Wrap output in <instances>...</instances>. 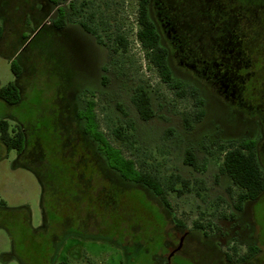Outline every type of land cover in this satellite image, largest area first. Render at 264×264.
I'll return each instance as SVG.
<instances>
[{
  "label": "flooded vegetation",
  "instance_id": "obj_1",
  "mask_svg": "<svg viewBox=\"0 0 264 264\" xmlns=\"http://www.w3.org/2000/svg\"><path fill=\"white\" fill-rule=\"evenodd\" d=\"M16 1L18 5L14 4V0H0V10L4 16H8L5 29L8 24L15 30L31 25L26 27L29 35L12 53V58L20 61L23 68L19 86L21 92L22 80L29 70V63L23 54L27 46L40 35L45 34L61 42L72 39L76 43L71 44V48L84 57L77 68L55 64V72L52 68L50 70L58 79L57 90L65 95L63 97L68 106L67 111L72 112L71 121H63L61 124L64 132L58 141L63 148L59 153L62 162L60 166L70 174L68 178L74 183L72 189L78 194L72 198V225H66L63 220L65 237L72 234L108 240L121 249L127 264L137 261L143 251L148 253L149 257L145 259H150L151 264H264V87H259L257 79L261 77L256 67L260 59L251 53L249 38L239 32L242 14H254V7L250 4L243 7L235 5L234 0H203L204 5L199 12L200 23L197 24L193 20L190 0L185 1L183 19L173 12L174 8L167 7L166 0L149 1V15L160 42L167 50L172 80L164 81L158 69L154 68L161 81L166 84L174 87L176 82H181L177 87L188 86L187 93L190 95L193 93L192 87L199 90L198 104L202 108L196 113V118L200 133L190 143L202 144L205 151L203 157H199V152L191 146L184 150L183 165L194 177L185 178L182 172L172 173L167 183L160 175L153 173L158 184L152 187L119 174L101 149L103 140H108L105 133H87L83 127L84 122L79 117V108L86 103L82 95H90L88 105L93 104L95 108V95L110 91L115 79L110 68V51L115 50V47L109 49L107 41L92 25L91 14H82L84 6H74L71 9L70 2L67 8L65 0ZM3 3L13 6L15 10L7 13L3 9ZM137 3L139 7V0ZM13 14L16 21L12 20ZM3 41L4 39L0 42ZM93 51L102 55V58L96 61ZM124 113L128 115L126 111ZM154 116L145 120L139 115L143 121H150ZM184 122L186 127H192L189 119ZM18 125L28 138L23 125L17 123ZM135 131L136 123L134 143L138 141ZM169 132L172 130L168 129L167 133ZM212 142H216L215 149L208 145ZM134 143H121L122 153L124 154L123 146ZM231 148H242L244 152L255 156L261 183L255 182L245 190L221 171L224 155ZM188 151L195 156L198 166L185 161ZM214 160L218 163L214 181L221 183L223 177H227L231 182L225 188L226 193L231 196L230 210H221L217 215L235 227L233 235L224 234L218 225L208 220L204 222L202 216H205V209L199 204L200 215L192 221L186 218V209L179 210L177 198L181 199L188 194H194L197 199L207 202L206 194L209 190L206 174L210 161ZM142 164L138 166L136 162L137 169L148 171ZM78 170L88 173L92 170L107 179L102 197L90 194V190H94L97 185L77 182ZM223 199L222 195L217 200ZM44 201L43 227L52 228L57 225L55 213L65 216L64 205L61 202L60 206L59 203L51 202L48 206L45 199ZM216 204L212 202L209 206ZM96 217L103 224L92 231L90 223ZM59 237L55 233L48 238L47 253L50 256L46 260L51 264H69L67 261L55 263L54 257L62 242ZM226 237L233 239L227 245ZM79 255L77 253L81 258Z\"/></svg>",
  "mask_w": 264,
  "mask_h": 264
},
{
  "label": "rangeland",
  "instance_id": "obj_2",
  "mask_svg": "<svg viewBox=\"0 0 264 264\" xmlns=\"http://www.w3.org/2000/svg\"><path fill=\"white\" fill-rule=\"evenodd\" d=\"M70 1H73L77 7L84 5L82 14H91L92 25L107 41L110 50L115 47L112 37L116 32L124 33L129 41L127 52L110 51V68L115 78L111 90L95 95L97 118L108 140L120 147L121 142L114 136L113 129L127 119H133L136 123L135 132L138 141L131 146H123L127 157L135 159L138 166L143 163L144 169L160 175L167 183L172 173L182 172L185 178L194 177V174L184 167L182 159L187 146L197 150L199 157L205 154L202 144L190 143V140L193 137L196 139L200 133L196 118V113L202 108L198 104L200 93L197 88L192 87V91L197 94L196 98L187 93L189 87L186 85L182 84V88L173 87L161 81L157 70L150 64L145 56V50L136 39L139 27L137 0H66L67 8ZM166 1L167 7L174 8L173 12L183 19L186 0H177L175 3L174 0ZM233 3L242 7L251 4L254 7V14L251 12L249 16L246 12L242 14L239 32L245 38H249L251 53L260 59L256 67L261 77L257 78L259 79L257 81L259 87H264V0H234ZM253 3L255 5H252ZM14 4L18 5V2L14 0ZM2 5L7 13L15 10L13 6L5 3ZM190 5L193 20L199 24V12L204 5L203 0H190ZM7 19V14L4 16L0 10L2 26ZM15 19L16 16L14 17L13 14L12 20L16 21ZM26 27L15 30L11 24H8L5 29L4 41L0 42V88L16 80L11 61L6 54H12L21 46L29 35ZM88 40L90 42V39ZM73 43L76 42L72 39L61 42L45 34L33 40L23 54L29 63V70L22 80L20 102L11 105L0 98V118L8 120L11 127L17 130L19 128L17 123L26 129L29 147L24 155L25 161L36 168L43 182L42 184L35 171L17 164L20 156L18 151L8 150L0 140V197L6 205L0 208V264H51L46 260V257L50 256V253H47V243L48 238L55 233L62 241L54 257L55 263L67 261L69 264H127L121 249L114 243L72 234L65 237L63 230V220L66 225H72L74 218L72 198L77 197L78 194L72 189L74 183L68 178L70 174L60 166L62 162L59 153L63 148L58 141L64 132L61 124L63 121H71L72 112L67 111L68 106L63 97L65 95L59 93L56 88L58 79L53 72L56 65L77 68L80 66L79 62L82 64L84 57L74 52L71 48ZM93 54L96 61L102 58L98 52L93 51ZM17 63L21 65L18 60ZM51 68L53 72H50ZM138 85H144L150 91L156 110V115L150 121H143L139 117L131 101L134 88ZM90 97V95H82L83 101H87ZM124 111L128 113L127 116ZM187 119L191 121L192 127H186L184 120ZM91 123L89 121L92 127L89 128V132L93 131ZM168 129L172 132L167 133ZM208 145L212 149L216 148V142ZM106 153L110 158V154L107 151ZM217 165V161H210L206 174L209 190L206 194L207 202L197 199L194 194H188L181 199L177 198L178 206L179 210L186 209V218L192 221L200 215L198 204L201 205L205 209L203 212L205 216H202L204 222L208 220L218 225L224 234L233 235L235 227L228 220L217 215L221 210L229 211L231 205V196L225 189L231 184L230 179L223 177L221 183L214 181ZM89 171L91 173L78 170L77 182L97 185L94 190L93 188L90 190V194L94 193L96 197H102L104 184L108 181L103 175ZM113 190L112 187L111 191ZM222 195L224 199L218 201ZM44 199L48 206L51 202L59 203V206L61 203L64 205L65 216L55 213L57 225L52 228L43 227ZM212 202L217 203L216 206H209ZM90 224H92L90 229L96 231L103 223L96 217ZM107 233L109 234V228ZM225 239L226 245L233 240L232 237ZM148 257V253L143 251L139 258H136L137 261L131 264H151L150 259H145Z\"/></svg>",
  "mask_w": 264,
  "mask_h": 264
},
{
  "label": "trees",
  "instance_id": "obj_3",
  "mask_svg": "<svg viewBox=\"0 0 264 264\" xmlns=\"http://www.w3.org/2000/svg\"><path fill=\"white\" fill-rule=\"evenodd\" d=\"M149 1L150 0H139L137 15L139 27L136 32V39L140 42L141 46L145 50V56L150 64L158 69V72L164 81L170 82L172 80V74L168 65L167 50L160 42L158 32L154 26V22L149 15ZM69 5L71 9L76 6L74 5L73 1H70ZM252 5L255 4L253 3ZM82 6L84 5L82 4ZM4 38L5 27L0 24V41ZM112 38L115 42V51H122L123 53L128 51L129 41L124 33L116 32ZM6 55L11 61V68L16 77V80L11 81L7 85H4L0 88V98L3 99L6 103L12 105L19 103L22 97V92L19 86L21 83L20 78L21 74L23 73V68L20 64L17 63L16 60L12 58V54ZM178 85L179 83L176 82L175 87H177ZM183 92L184 91H182V93ZM192 95L197 97V94L195 92H193ZM132 101L142 119L148 120L155 115L156 111L152 106L151 94L146 86H136L132 94ZM89 102L90 101H86V103L79 108V117L84 122L83 127L85 128L86 132L89 133V128L91 127V125L89 124L90 121L92 122L91 124L94 131L93 132L91 130V133H95L97 135H99V133L102 134L103 131H100V122L97 118L94 105L90 104L89 106ZM199 102L200 100L198 101V103ZM134 127V121L129 119L126 123H122L116 126L113 129V133L119 140H121V143L123 145L127 143L132 144L134 143ZM0 140L8 150L16 149L20 155L17 160V164L35 171L40 181L42 182L41 175L40 173H38L36 168L31 163L25 161L24 155L27 153L29 142L23 128L19 126L17 130L11 127V124L8 120H6L5 118H0ZM101 149L105 151V153L107 151L110 154V158H108V155L106 153L109 163L122 176L135 181H142L152 187L158 184V179L156 178L155 174L144 170H138L135 160L127 158L122 153V149L120 147L113 145L108 140H103ZM223 159L224 160L221 166V171L227 173L232 178L234 184L238 185L240 188L246 190L251 188L255 182H262L259 177V170L257 169L259 164L252 153L244 152L242 148H231L227 150ZM185 161L194 166L199 165L197 159L190 151H188ZM174 183L175 182L173 180L172 184ZM5 206V201L0 197V208Z\"/></svg>",
  "mask_w": 264,
  "mask_h": 264
}]
</instances>
